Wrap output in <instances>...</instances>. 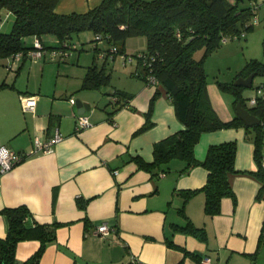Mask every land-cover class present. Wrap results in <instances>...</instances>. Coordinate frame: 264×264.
<instances>
[{"label": "crops", "instance_id": "0c3cea01", "mask_svg": "<svg viewBox=\"0 0 264 264\" xmlns=\"http://www.w3.org/2000/svg\"><path fill=\"white\" fill-rule=\"evenodd\" d=\"M100 2L58 0L54 11L82 13ZM12 25V13L0 10V32L8 33ZM33 40L26 37V45ZM40 40L45 47L41 56L31 57L26 50L17 57L0 58L6 59L0 81L6 84L0 88V146L24 155L0 174V209L24 204L36 221L58 223L55 239L46 244L38 264H198L168 246L167 238L210 264H264V194L257 197L262 183L250 173L258 168L253 130L238 125L206 131L194 145L195 157L202 160L210 144L236 141V172L228 175L233 196L221 199L218 214L206 215L203 193H187L205 183L204 166L185 171V161L172 159L167 171L153 175L132 159L138 155L150 161L154 144L182 127L165 91L159 88L155 95L154 86L135 76V64L120 68L118 81L110 78L97 88H82L92 63L89 53L78 51L75 61L76 48L60 49L53 35ZM115 89L130 97L117 108L109 99ZM206 89L220 119H232V99L218 85ZM22 94L36 95L33 112L22 109ZM154 95L152 125L136 132ZM69 97L91 106L85 112L90 125L77 128L81 113ZM56 130L63 138L50 151H33L34 135L46 138ZM188 219L205 230V240L174 228ZM103 221L111 230L99 235L95 229ZM7 227V218L0 213V237ZM39 244L38 239L19 241L16 261L23 262Z\"/></svg>", "mask_w": 264, "mask_h": 264}, {"label": "trees", "instance_id": "16d2710c", "mask_svg": "<svg viewBox=\"0 0 264 264\" xmlns=\"http://www.w3.org/2000/svg\"><path fill=\"white\" fill-rule=\"evenodd\" d=\"M58 0H0V10L7 9L13 15L11 30L0 32V58L15 55L30 49L26 45V37L42 39L53 35L60 41L62 50L76 48L72 41L80 31L92 32V41H105L108 45L100 48L94 44L92 63L86 68L82 88H97L110 82V73L105 66L95 64L98 55L104 61L115 53L129 56L124 51V41L129 36L140 33L146 36V48L136 53L135 76L146 84L156 88L155 95L162 88L170 99L174 112L182 127L174 133L157 141L153 146V157L145 161L140 156L132 159L139 168L148 170L153 175L168 170L172 159L186 162L182 170H188L200 164L207 169L205 183L196 190L204 195V213L212 216L220 212L221 199L233 196L228 175L236 172L234 160L236 141H224L210 144L205 157L199 160L194 155V145L201 134L230 126H245L253 130L254 156L258 164L256 171H251L262 185L257 193L260 198L264 194V166H262V146H264V98L257 97L254 105L247 104L248 98L242 96L243 86L234 85L236 77L247 76L254 72L264 74V61L250 58L229 82H218L221 90L233 94V108L240 101L242 105L260 118V122L252 127L246 126L236 115L230 120L220 119L214 110L206 89V72L204 59L217 48L224 39L240 38L252 28L251 18L257 14L255 0H101V2L86 12H71L59 14L54 11ZM257 20V19H255ZM253 21V20H252ZM264 22V17H262ZM41 41V40H40ZM59 46V47H60ZM115 47V51L110 49ZM264 49V38H262ZM203 50L200 58L194 54ZM103 53V56L100 54ZM153 78V81L150 79ZM6 85L0 84V88ZM117 96L114 103L117 108L126 104L128 95L115 89L109 93ZM152 97L146 120L136 131L140 132L152 125L150 112ZM0 213L7 218L8 227L5 236L0 237V264H38L46 244L55 239L58 223H41L32 217L30 209L20 204L5 206ZM175 229L193 234L205 240V230L196 227L189 219L186 224L175 225ZM38 239L37 250L27 259L19 263L15 259L16 245L21 240ZM168 246L178 248L185 255L193 257L198 264L201 258L198 254L176 245L167 238ZM255 255V254H254ZM181 264V261L178 263Z\"/></svg>", "mask_w": 264, "mask_h": 264}, {"label": "rangeland", "instance_id": "374dc122", "mask_svg": "<svg viewBox=\"0 0 264 264\" xmlns=\"http://www.w3.org/2000/svg\"><path fill=\"white\" fill-rule=\"evenodd\" d=\"M262 17H264V4L260 3L257 6V14L255 17L251 18L252 28L246 31L245 34L240 38H230L223 40L221 44L213 49L204 59V68L206 72V82L207 85H218V82H229L233 80L236 73L242 69L248 59L259 58L264 61V49H262V38H264V22H262ZM257 19V20H255ZM253 20V21H252ZM92 32L89 30L80 31L75 34L72 41L77 46L73 49L76 53L74 58L77 60V53H89V57L93 61L94 56V44H98L101 41H92ZM100 48L107 47V43L102 41ZM124 51L129 55V59L124 61L122 59V54L115 53L117 55L115 60L113 56L110 55L106 61L103 58L96 56L94 61L97 66H105V69L110 73V78L113 81H118L121 76L120 68H131L135 64V54L146 48V36L143 33L129 36L124 41ZM79 51V52H78ZM72 52V51H71ZM203 54V50H198L195 52V58H200ZM255 56V57H253ZM6 59H0V81H2L6 68L4 66ZM127 63V64H126ZM264 84V74H257L253 77L252 86L244 87L242 90V96L248 98L256 93V87ZM220 91L227 97L232 99L233 94L230 91L221 90ZM248 104V100H247ZM264 148V146H262Z\"/></svg>", "mask_w": 264, "mask_h": 264}, {"label": "built area", "instance_id": "2783aa9c", "mask_svg": "<svg viewBox=\"0 0 264 264\" xmlns=\"http://www.w3.org/2000/svg\"><path fill=\"white\" fill-rule=\"evenodd\" d=\"M61 46L59 47L60 49H61ZM115 49H116L115 47H112L110 49V52L115 51ZM44 52H45L44 44L40 41L39 38H34L32 42V47L28 49L27 54L31 57H37V56H41ZM54 54L55 52L52 51V55ZM19 55L20 53H16L13 56L17 57ZM103 55H104L103 53L100 54V56H103ZM128 58L129 56H125L124 54H122V59L124 61H127ZM153 80H154L153 78L150 79V81H153ZM257 97L264 98V84H261V86L256 87V93L248 97V104L254 105L257 101ZM110 98L113 103L117 102L118 98L116 95H110ZM69 100L72 104H74L75 102L74 97H69ZM127 101L128 100H126V103ZM20 102L22 105V109L24 111L33 112L36 107V95L22 94L20 95ZM88 125H90V120L88 116L85 113L78 114L76 117L77 128L78 127L82 128ZM62 138H63L62 134L58 132L57 130L50 137H46V138H43L40 135H34L32 149L34 152H48L52 149L53 145L59 142ZM23 158H24V155L1 145L0 146V174L13 168ZM262 166H264V157H262ZM110 230H111L110 225L107 222L103 221L97 225L95 229V233L99 235H104V234H107ZM201 262L202 264H210L207 258H202Z\"/></svg>", "mask_w": 264, "mask_h": 264}, {"label": "water", "instance_id": "95a60500", "mask_svg": "<svg viewBox=\"0 0 264 264\" xmlns=\"http://www.w3.org/2000/svg\"><path fill=\"white\" fill-rule=\"evenodd\" d=\"M254 76V72L249 73L247 76L240 75L236 77L233 83L236 86L251 87ZM74 104L77 108V113H85L91 108L88 103L82 101L80 98H76ZM235 113L244 122L246 126H253L260 122V118L252 114L247 107L242 105L240 101H237L235 104Z\"/></svg>", "mask_w": 264, "mask_h": 264}]
</instances>
